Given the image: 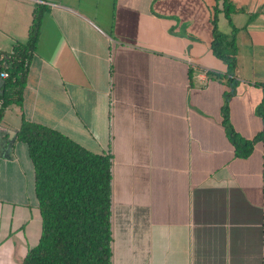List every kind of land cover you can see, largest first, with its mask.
<instances>
[{
    "label": "crops",
    "instance_id": "obj_1",
    "mask_svg": "<svg viewBox=\"0 0 264 264\" xmlns=\"http://www.w3.org/2000/svg\"><path fill=\"white\" fill-rule=\"evenodd\" d=\"M231 1L230 72L216 0H0L5 52L46 7L22 104L0 116V264L41 234L22 116L110 157L112 264H264V0ZM216 27L232 30L223 11Z\"/></svg>",
    "mask_w": 264,
    "mask_h": 264
},
{
    "label": "trees",
    "instance_id": "obj_2",
    "mask_svg": "<svg viewBox=\"0 0 264 264\" xmlns=\"http://www.w3.org/2000/svg\"><path fill=\"white\" fill-rule=\"evenodd\" d=\"M217 2L213 7L212 49L231 72L235 67L238 29L230 15L243 9L231 0H221L220 9ZM45 11V6H35L27 40L12 48L15 61L0 93V116L10 104H22L27 69ZM219 11L224 12L232 27L230 34L217 30ZM260 85L264 86V82ZM256 112L263 127L254 139H264V91ZM223 114L228 121L227 104ZM228 132L235 144L245 142L246 152L249 142L238 137L229 125ZM16 140L26 145L32 162L34 191L41 214L39 240L28 249L20 264H112L110 157L89 151L59 131L24 116Z\"/></svg>",
    "mask_w": 264,
    "mask_h": 264
},
{
    "label": "built area",
    "instance_id": "obj_3",
    "mask_svg": "<svg viewBox=\"0 0 264 264\" xmlns=\"http://www.w3.org/2000/svg\"><path fill=\"white\" fill-rule=\"evenodd\" d=\"M15 58L13 52L0 51V79H6L9 77L10 69L14 64Z\"/></svg>",
    "mask_w": 264,
    "mask_h": 264
},
{
    "label": "rangeland",
    "instance_id": "obj_4",
    "mask_svg": "<svg viewBox=\"0 0 264 264\" xmlns=\"http://www.w3.org/2000/svg\"><path fill=\"white\" fill-rule=\"evenodd\" d=\"M240 46H241V50H246V48L248 49V47L242 45V42L240 43ZM245 54L249 56L248 52H246Z\"/></svg>",
    "mask_w": 264,
    "mask_h": 264
},
{
    "label": "water",
    "instance_id": "obj_5",
    "mask_svg": "<svg viewBox=\"0 0 264 264\" xmlns=\"http://www.w3.org/2000/svg\"><path fill=\"white\" fill-rule=\"evenodd\" d=\"M4 82H5L4 79H0V88H1V86L3 85Z\"/></svg>",
    "mask_w": 264,
    "mask_h": 264
}]
</instances>
